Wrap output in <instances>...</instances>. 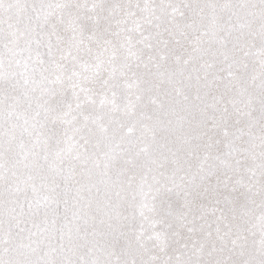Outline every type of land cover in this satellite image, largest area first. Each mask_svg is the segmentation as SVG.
I'll list each match as a JSON object with an SVG mask.
<instances>
[{"label": "snow or ice", "instance_id": "1", "mask_svg": "<svg viewBox=\"0 0 264 264\" xmlns=\"http://www.w3.org/2000/svg\"><path fill=\"white\" fill-rule=\"evenodd\" d=\"M0 264H264V0H0Z\"/></svg>", "mask_w": 264, "mask_h": 264}]
</instances>
